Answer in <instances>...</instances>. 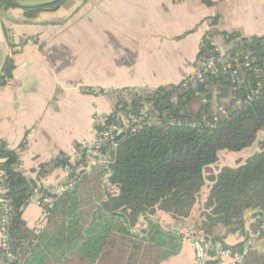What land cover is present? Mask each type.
<instances>
[{"label": "trees", "instance_id": "1", "mask_svg": "<svg viewBox=\"0 0 264 264\" xmlns=\"http://www.w3.org/2000/svg\"><path fill=\"white\" fill-rule=\"evenodd\" d=\"M65 1L14 0L0 3V10L18 8L32 20L57 12ZM200 1L207 7L215 5L214 0ZM218 22L217 15L202 25L207 29ZM215 38L229 58L239 59L236 79L221 68L217 75L199 79L193 74L177 85L139 90L128 99L114 94L109 124L131 111L138 117L145 111L151 123L128 133L116 149H103L105 156L110 151V163L91 166L57 196L39 234L28 227L24 211L48 168H64L71 158L60 153L32 179L21 170L25 142L12 150L0 141V217L5 210L7 217L0 264H161L179 255L185 236L163 226L155 219L157 213L177 221L189 218L207 181L212 186L195 229L209 245V264H216L220 248L240 251L258 231L256 239L264 238V141L243 164L205 177L222 151L248 149L264 131V36L245 38L237 32L206 30L196 69L211 55ZM247 56L252 68L242 64ZM14 70V60L8 57L0 86ZM96 129L102 130L98 125ZM39 192L50 195L47 190ZM249 213L254 218L252 234L243 244L228 246V236L246 233ZM243 264H264V253L252 250Z\"/></svg>", "mask_w": 264, "mask_h": 264}, {"label": "crops", "instance_id": "2", "mask_svg": "<svg viewBox=\"0 0 264 264\" xmlns=\"http://www.w3.org/2000/svg\"><path fill=\"white\" fill-rule=\"evenodd\" d=\"M214 2L207 7L200 0H71L66 9L63 4L32 20L18 8L0 10V73L8 57L15 63L12 78L0 86V141L12 150L25 142L21 170L36 179L60 153L73 158L83 141L95 137L97 115L112 114V91L153 90L195 74L206 30L264 36V0ZM217 15L216 26L202 25ZM47 172L35 198L40 190L52 192L64 184L62 168ZM211 186L205 184L206 195L189 218L175 221L182 226L175 230L185 236L183 247L161 264H196L190 237L197 236L195 225ZM41 214L31 200L23 214L31 230ZM253 222L247 214L246 233L230 235L225 243L243 244ZM3 240L0 230V248ZM253 250L264 253V238L254 240Z\"/></svg>", "mask_w": 264, "mask_h": 264}, {"label": "built area", "instance_id": "3", "mask_svg": "<svg viewBox=\"0 0 264 264\" xmlns=\"http://www.w3.org/2000/svg\"><path fill=\"white\" fill-rule=\"evenodd\" d=\"M211 55L205 58L196 69V76L199 79L203 78L205 74L217 75L222 68L223 71L230 72L233 79H236L238 73V65L240 66L239 59L229 58L226 55V50L223 46L219 45L218 38L211 40ZM218 55L215 56V55ZM243 66L246 68H252V61L247 56L245 58ZM140 89H127V90H117L112 91L111 95L121 94L125 98H129L130 95L136 94ZM100 93V92H99ZM240 103V102H239ZM109 116L97 115L96 124L102 128L100 132L96 131L95 137L90 141H83L76 155L71 158L70 164L65 166L64 171V184L61 188L56 191L49 192L50 195L40 194L37 198L33 197L34 201L39 208L42 210L41 219L37 226H35V233L39 234L41 230L45 228L46 219L49 216L50 210L53 208L56 201V197L61 195L66 189L70 188L76 183L84 172H87L91 166L94 165H108L110 163V156L102 155V150L110 146V149H116L121 140L127 136L128 133H132L135 129L140 128L144 124L151 123V118L145 112H141V116H136L132 111L127 115L120 117L115 123H108ZM85 153L86 161L85 164L82 163ZM82 164V165H80ZM76 168V175L72 177V173ZM5 209V207H4ZM6 213V210H5ZM0 217V230L4 235V243L7 241L6 236V224L7 217L6 214ZM264 227V225H263ZM260 231L253 234L244 248L240 251H235L231 248H220L216 256V264H243L249 253L253 250V242L259 236ZM190 241L194 249L195 262L196 264H209L211 257L209 255V245L204 243L198 236H191Z\"/></svg>", "mask_w": 264, "mask_h": 264}, {"label": "rangeland", "instance_id": "4", "mask_svg": "<svg viewBox=\"0 0 264 264\" xmlns=\"http://www.w3.org/2000/svg\"><path fill=\"white\" fill-rule=\"evenodd\" d=\"M70 3L71 0H66L64 3V9H66L70 5ZM261 141H264V131L259 133L257 143L248 149L242 150L240 152L222 151L220 153L219 161L216 164L209 166L206 169L205 177L207 178L211 174L218 173L224 167H238L239 165L243 164L248 157L253 155L255 152L259 151V144ZM206 183H208V181ZM205 188L206 187L204 186L200 195V199H199L200 204H201V198L202 197L204 198L206 195ZM155 219H157L168 229L175 230V228L182 227L181 225H179L180 223L176 224L177 222L176 219L171 215L157 214ZM191 231H193V229Z\"/></svg>", "mask_w": 264, "mask_h": 264}, {"label": "water", "instance_id": "5", "mask_svg": "<svg viewBox=\"0 0 264 264\" xmlns=\"http://www.w3.org/2000/svg\"><path fill=\"white\" fill-rule=\"evenodd\" d=\"M14 0H0V3H12Z\"/></svg>", "mask_w": 264, "mask_h": 264}, {"label": "bare ground", "instance_id": "6", "mask_svg": "<svg viewBox=\"0 0 264 264\" xmlns=\"http://www.w3.org/2000/svg\"><path fill=\"white\" fill-rule=\"evenodd\" d=\"M217 250V249H216ZM218 251V250H217ZM195 259V258H194Z\"/></svg>", "mask_w": 264, "mask_h": 264}]
</instances>
